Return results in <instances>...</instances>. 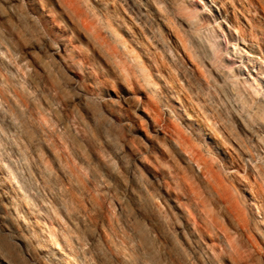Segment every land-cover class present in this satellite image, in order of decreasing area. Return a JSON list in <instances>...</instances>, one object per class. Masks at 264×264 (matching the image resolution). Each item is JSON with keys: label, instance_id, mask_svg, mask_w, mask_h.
I'll use <instances>...</instances> for the list:
<instances>
[{"label": "rangeland", "instance_id": "rangeland-1", "mask_svg": "<svg viewBox=\"0 0 264 264\" xmlns=\"http://www.w3.org/2000/svg\"><path fill=\"white\" fill-rule=\"evenodd\" d=\"M38 1L0 0V165L53 248L264 264V0Z\"/></svg>", "mask_w": 264, "mask_h": 264}, {"label": "bare ground", "instance_id": "bare-ground-1", "mask_svg": "<svg viewBox=\"0 0 264 264\" xmlns=\"http://www.w3.org/2000/svg\"><path fill=\"white\" fill-rule=\"evenodd\" d=\"M28 3L32 6L34 11L41 15L43 20L51 22L52 18L50 12L41 6L38 0H28ZM76 10L81 12L80 9L76 8ZM224 17L226 18L227 16L225 15ZM259 78L264 82V74H261ZM0 97L5 103L9 102L5 90L1 89V87ZM182 118L187 122L192 120L190 117L186 119L183 116ZM203 130L199 129L198 135L200 138L206 137L207 141L212 146L217 145L214 141L215 139L212 138L209 132ZM4 170V167L0 165V264H28L19 253L9 246L6 240V235L8 233H11L15 239L19 240L21 244L31 252L32 258L36 260L37 264H70L66 255L61 250L53 248L43 236L38 220L35 219V216L28 214L30 209L27 201L23 199L21 194L19 195L16 193L14 188L7 182L4 177ZM243 190L249 193L247 187L244 186ZM254 201L250 200L249 202L255 205ZM25 208H28L29 211L27 210L26 212ZM240 213L241 212H239V214ZM240 215L239 216L242 217V213ZM256 223L260 228L264 225L262 221L258 222L257 220Z\"/></svg>", "mask_w": 264, "mask_h": 264}]
</instances>
